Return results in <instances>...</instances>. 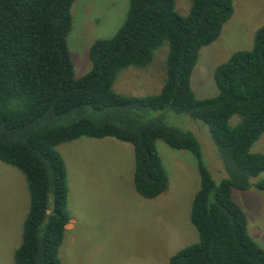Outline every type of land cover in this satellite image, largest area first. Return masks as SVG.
Instances as JSON below:
<instances>
[{"label": "trees", "instance_id": "1", "mask_svg": "<svg viewBox=\"0 0 264 264\" xmlns=\"http://www.w3.org/2000/svg\"><path fill=\"white\" fill-rule=\"evenodd\" d=\"M75 0H0V162L25 177L29 209L14 264H62L68 181L58 147L81 138L114 139L133 148L135 192L154 200L168 189L157 141L187 151L200 178L190 211L198 241L169 264H264L249 236L234 192L264 191V154L251 148L264 135V27L249 51L213 71L216 95L197 99L191 76L200 51L220 37L233 0H191L186 16L174 0H129L123 24L89 48L90 70L76 78L67 44ZM168 44L165 79L157 95L114 92L118 74L145 68ZM207 128L224 177L216 181L201 144L181 128Z\"/></svg>", "mask_w": 264, "mask_h": 264}, {"label": "rangeland", "instance_id": "2", "mask_svg": "<svg viewBox=\"0 0 264 264\" xmlns=\"http://www.w3.org/2000/svg\"><path fill=\"white\" fill-rule=\"evenodd\" d=\"M100 1L104 0H75L71 9L72 29L67 44L76 78L91 68L90 46L96 40L112 37L128 10L127 0L119 4ZM174 1L177 13L186 16L191 0ZM233 9L218 40L199 53L191 76L197 99L216 95L214 69L234 53L251 50L255 32L264 27V0H233ZM167 52L168 44L164 43L145 68L121 71L114 92L132 97L157 95L165 79ZM181 117L189 123L179 127L170 115L166 120L195 135L208 169L219 181L224 173L207 128ZM156 145L169 185L154 200H145L134 190L131 145L114 139L81 138L58 147L69 179L67 212L75 222L73 229L64 233L59 249L62 264H169L170 257L198 241L190 222L192 201L200 186L195 159L191 153L173 150L163 141ZM251 152L264 154V135ZM233 199L246 215L250 238L264 250V191L251 188L234 192ZM28 209L25 177L0 162V264H14Z\"/></svg>", "mask_w": 264, "mask_h": 264}, {"label": "crops", "instance_id": "3", "mask_svg": "<svg viewBox=\"0 0 264 264\" xmlns=\"http://www.w3.org/2000/svg\"><path fill=\"white\" fill-rule=\"evenodd\" d=\"M120 1H122L123 3H125V1L126 0H104L103 2L102 1H100L99 3H105V4H119L120 3ZM127 1H129V0H127ZM68 183H69V179H68ZM70 192V189L68 188V193ZM69 204H70V202L68 201V204H67V207H69ZM70 217V216H69ZM74 221L72 220V218H70V220H69V223H68V225L66 226V228H65V232H70L72 229H73V227H74ZM63 242V241H62ZM67 249V248H66Z\"/></svg>", "mask_w": 264, "mask_h": 264}]
</instances>
